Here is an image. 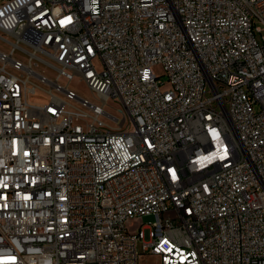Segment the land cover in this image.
I'll use <instances>...</instances> for the list:
<instances>
[{
  "label": "built area",
  "instance_id": "2783aa9c",
  "mask_svg": "<svg viewBox=\"0 0 264 264\" xmlns=\"http://www.w3.org/2000/svg\"><path fill=\"white\" fill-rule=\"evenodd\" d=\"M0 44V264H264V0H0Z\"/></svg>",
  "mask_w": 264,
  "mask_h": 264
},
{
  "label": "rangeland",
  "instance_id": "374dc122",
  "mask_svg": "<svg viewBox=\"0 0 264 264\" xmlns=\"http://www.w3.org/2000/svg\"><path fill=\"white\" fill-rule=\"evenodd\" d=\"M0 47L5 49V50H10L9 46H6L4 44H0ZM45 71L46 76L51 78L52 80H55L57 73L51 69H46L44 67H42L39 71ZM154 72L156 74H158L160 76V79L162 80L163 83H165V85L163 86V89L166 90L169 88V86L166 84L167 83V79L164 76V69L163 66L161 65H157L154 67ZM33 83H35V80L30 79V84L29 86H32ZM60 84L64 85L66 84L64 81L60 82ZM42 88H44L48 94H46L45 96H42L41 94H43L44 92H42L41 90H38L39 94L38 96H35L32 98L33 102H42L45 103L49 100V97L51 95H56V96H60L63 97L61 94H58L56 91L54 90H49V88L45 87V86H41ZM69 89H71L72 91H74L77 95H79L82 98H85L95 104H100L98 101V98L89 90V88L87 87V85H85V83L81 82L80 80L76 79L74 80L72 83H70L69 85ZM118 104H115L113 102L110 103L109 106H106V110L108 112H110L111 114L114 115H118ZM155 221V217L154 216H150V217H141L139 219V222H137L131 229V232H137L139 231V229L141 228L142 224H147V223H153ZM141 263L142 264H160L157 261V258L155 256L152 255H146V256H142L141 259Z\"/></svg>",
  "mask_w": 264,
  "mask_h": 264
}]
</instances>
